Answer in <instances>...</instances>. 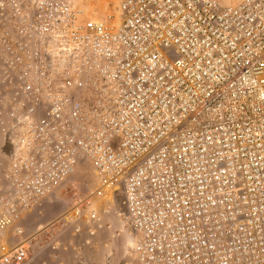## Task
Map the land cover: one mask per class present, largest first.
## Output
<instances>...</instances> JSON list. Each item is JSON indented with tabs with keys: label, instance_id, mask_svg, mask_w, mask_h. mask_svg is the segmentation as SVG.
Returning <instances> with one entry per match:
<instances>
[{
	"label": "built area",
	"instance_id": "built-area-1",
	"mask_svg": "<svg viewBox=\"0 0 264 264\" xmlns=\"http://www.w3.org/2000/svg\"><path fill=\"white\" fill-rule=\"evenodd\" d=\"M82 1L0 0V264L85 164L77 234L119 197L134 264H264V0Z\"/></svg>",
	"mask_w": 264,
	"mask_h": 264
},
{
	"label": "rangeland",
	"instance_id": "rangeland-1",
	"mask_svg": "<svg viewBox=\"0 0 264 264\" xmlns=\"http://www.w3.org/2000/svg\"><path fill=\"white\" fill-rule=\"evenodd\" d=\"M222 1L231 3L237 0ZM117 2V0L82 1L94 16L106 17L112 14L115 16V22L118 20ZM1 141L0 134V144ZM3 161L0 151V168ZM94 184L92 170L85 164L70 176L55 196L44 203L41 215L31 212L24 217L20 225L24 228L23 238L28 240L31 256L36 255L39 245L46 247L51 243L58 246L54 252L57 259L62 260V264H134L129 252L125 218L120 214L124 212V208L118 197L115 198L114 204L109 202L107 197L94 200L93 206L98 211L108 210L104 214L106 224L95 235L86 232L77 234L70 224L63 225L71 207L77 205L88 187Z\"/></svg>",
	"mask_w": 264,
	"mask_h": 264
},
{
	"label": "crops",
	"instance_id": "crops-1",
	"mask_svg": "<svg viewBox=\"0 0 264 264\" xmlns=\"http://www.w3.org/2000/svg\"><path fill=\"white\" fill-rule=\"evenodd\" d=\"M44 245L38 246V251L35 256H31L30 260L26 264H59L62 263L58 257L55 256L54 249L51 243H48L46 247Z\"/></svg>",
	"mask_w": 264,
	"mask_h": 264
},
{
	"label": "water",
	"instance_id": "water-1",
	"mask_svg": "<svg viewBox=\"0 0 264 264\" xmlns=\"http://www.w3.org/2000/svg\"><path fill=\"white\" fill-rule=\"evenodd\" d=\"M118 201H119V203L121 204V202H120V198L118 197Z\"/></svg>",
	"mask_w": 264,
	"mask_h": 264
},
{
	"label": "bare ground",
	"instance_id": "bare-ground-1",
	"mask_svg": "<svg viewBox=\"0 0 264 264\" xmlns=\"http://www.w3.org/2000/svg\"><path fill=\"white\" fill-rule=\"evenodd\" d=\"M122 226H123V224H122Z\"/></svg>",
	"mask_w": 264,
	"mask_h": 264
}]
</instances>
